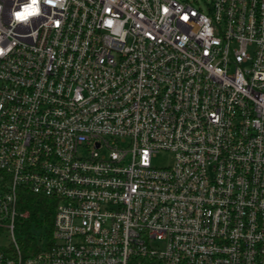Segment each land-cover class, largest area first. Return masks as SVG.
Returning a JSON list of instances; mask_svg holds the SVG:
<instances>
[{
	"label": "built area",
	"instance_id": "obj_1",
	"mask_svg": "<svg viewBox=\"0 0 264 264\" xmlns=\"http://www.w3.org/2000/svg\"><path fill=\"white\" fill-rule=\"evenodd\" d=\"M203 2L0 0V264H264V0Z\"/></svg>",
	"mask_w": 264,
	"mask_h": 264
},
{
	"label": "trees",
	"instance_id": "obj_2",
	"mask_svg": "<svg viewBox=\"0 0 264 264\" xmlns=\"http://www.w3.org/2000/svg\"><path fill=\"white\" fill-rule=\"evenodd\" d=\"M22 202V208L28 209L30 211V220L29 222H32L33 224L28 226L26 228V231L24 232L26 235V239H24L22 244L23 248V253H29L35 248L32 247V250H27V246L29 243V238H28V230H30V227H34L36 229H39L42 224H45L47 228L51 227V221H52V214L54 210V205L52 204L51 201H48L43 198H36L33 197L32 195H24L21 199Z\"/></svg>",
	"mask_w": 264,
	"mask_h": 264
},
{
	"label": "rangeland",
	"instance_id": "obj_3",
	"mask_svg": "<svg viewBox=\"0 0 264 264\" xmlns=\"http://www.w3.org/2000/svg\"><path fill=\"white\" fill-rule=\"evenodd\" d=\"M188 1H192V0H188ZM199 5H203V1L204 0H197ZM195 6V4H194ZM173 161V156L167 152H160L159 155L153 160V164L155 167H166V166H170L172 164ZM32 234H34L35 236L39 235V230L34 228V227H30L29 230ZM22 234V235H21ZM24 239L25 238V234L24 233H18L17 235V239ZM8 244V238H6V236L2 235L0 236V246H6Z\"/></svg>",
	"mask_w": 264,
	"mask_h": 264
}]
</instances>
